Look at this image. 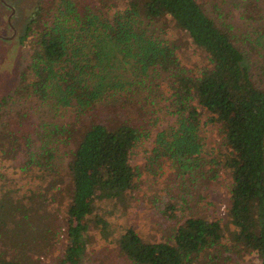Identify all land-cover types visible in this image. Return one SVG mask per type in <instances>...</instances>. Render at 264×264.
<instances>
[{"label":"trees","instance_id":"1","mask_svg":"<svg viewBox=\"0 0 264 264\" xmlns=\"http://www.w3.org/2000/svg\"><path fill=\"white\" fill-rule=\"evenodd\" d=\"M95 3H36L20 36L27 46L17 80L0 96L5 157L19 155L26 164L57 171L56 145L67 146L66 241L57 264H79L89 221L100 235L107 231L105 221L92 213L95 200L122 199L135 186L139 170L130 155L148 135L156 108L174 117L154 133L142 159L145 167L160 161L170 166L173 180L160 211L174 217L175 199L185 195L174 193V187L204 175L215 179L221 168L230 178L226 219L221 224L191 214L167 238L155 240L126 226L117 234L115 252L125 264H227L244 253L264 264V24L251 33L239 31L228 12L214 10L213 4L209 13L199 0H123V8L109 16L106 1ZM255 9L254 16L261 8ZM245 10L242 18H252L253 10ZM157 21L185 35L201 63L181 64L179 43L150 28ZM103 101L116 104V123L91 120ZM44 104L68 111L58 122L34 119ZM212 121L222 133L215 154L202 150L199 135L200 126Z\"/></svg>","mask_w":264,"mask_h":264},{"label":"rangeland","instance_id":"2","mask_svg":"<svg viewBox=\"0 0 264 264\" xmlns=\"http://www.w3.org/2000/svg\"><path fill=\"white\" fill-rule=\"evenodd\" d=\"M40 0H0V96L7 93L17 80L21 60L25 56L26 42L20 40L24 23L33 6ZM109 14L123 8V0H104ZM204 2L207 12L213 9L227 14L233 27L239 31L251 33L256 26L264 24V0H199ZM98 5V0H96ZM256 6L260 13L253 15ZM253 10L252 18L243 19L240 11ZM253 8V9H252ZM153 32L167 40L175 39L181 64L194 67L201 63L202 57L194 50L185 35L173 34L166 22H152ZM264 51V45H261ZM255 55L249 53V59ZM249 62L248 56H244ZM106 101V100H105ZM105 101L97 104L91 120L109 119L116 123L119 119L115 103L106 106ZM34 111V110H33ZM68 108L43 105L33 112V118L58 122L66 115ZM173 116L164 108L154 109L148 121V135L137 143L130 155L129 162L137 166L135 186L122 199L100 198L95 200L92 213L105 221L107 231L99 234L98 226L89 221V242L80 256L79 264H125L115 252L117 234L126 226L133 227L146 240L167 238L178 221L188 215H205L218 219L224 224L226 206L228 205L227 189L230 178L226 170L219 169L217 177L210 179L206 175L199 177L193 184L185 187L177 185L174 193L183 191V200L177 196L174 217H167L160 211V199L171 187L172 173L165 161L156 162L145 167L142 160L147 149L152 145L153 135L160 128L173 121ZM205 119L206 116H202ZM199 135L202 150L216 153L221 141V128L217 121L206 122L200 126ZM57 171L54 168L38 167L26 164L21 156L14 159L5 157L0 151V259L2 264H57L65 244V227L67 217L65 191L67 179L64 168L67 146L56 145ZM49 166V165H48ZM61 173V174H60ZM62 175V177H61ZM173 190V189H172ZM229 225L223 227L227 232ZM44 236V237H43ZM227 264H258L253 253L234 255Z\"/></svg>","mask_w":264,"mask_h":264},{"label":"flooded vegetation","instance_id":"3","mask_svg":"<svg viewBox=\"0 0 264 264\" xmlns=\"http://www.w3.org/2000/svg\"><path fill=\"white\" fill-rule=\"evenodd\" d=\"M0 37H4V38H5V37H9V35H7V36H1V35H0Z\"/></svg>","mask_w":264,"mask_h":264}]
</instances>
